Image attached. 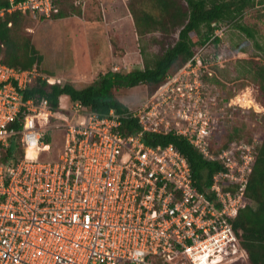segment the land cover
Segmentation results:
<instances>
[{"label": "built area", "instance_id": "built-area-1", "mask_svg": "<svg viewBox=\"0 0 264 264\" xmlns=\"http://www.w3.org/2000/svg\"><path fill=\"white\" fill-rule=\"evenodd\" d=\"M9 1L0 20L59 13L53 0ZM203 67L198 52L184 68ZM183 75L127 114L142 131L125 136V115L102 117L62 97L54 109L26 91L60 79L0 60V264H249L232 221L245 207L254 156L211 153V117L196 108L204 85ZM48 133L62 136L56 159ZM144 133L182 136L223 170L202 191L180 151L148 145Z\"/></svg>", "mask_w": 264, "mask_h": 264}, {"label": "rangeland", "instance_id": "rangeland-1", "mask_svg": "<svg viewBox=\"0 0 264 264\" xmlns=\"http://www.w3.org/2000/svg\"><path fill=\"white\" fill-rule=\"evenodd\" d=\"M56 3L66 17L28 15L24 31L41 58L40 73L60 79L62 85L68 83L80 89L109 71L127 73L144 69L145 60L153 63L178 38V33L168 28L140 36L130 0H57ZM255 3L241 22L253 31L255 38H248L235 24L218 26L199 51L204 67L177 72L173 68L170 76L184 73L182 78L188 83L194 85L197 77L203 83L204 87L197 86L202 101L196 108L209 112L212 143L216 147L235 144L238 160L241 152L237 149L249 150L254 156L264 138V106L256 101L259 97L264 103V93L259 91L255 79L258 66H264V0ZM247 91L251 92L253 102L242 100ZM151 92L150 87L141 85L117 89L115 95L133 112L151 101L155 95ZM191 106L194 107V99ZM55 140L50 142L54 145L51 156L56 159L64 145L61 139L54 143Z\"/></svg>", "mask_w": 264, "mask_h": 264}, {"label": "trees", "instance_id": "trees-1", "mask_svg": "<svg viewBox=\"0 0 264 264\" xmlns=\"http://www.w3.org/2000/svg\"><path fill=\"white\" fill-rule=\"evenodd\" d=\"M23 1L14 0L17 4ZM53 2L59 8L57 0ZM10 6L9 0H0V9ZM255 6V0H130L129 7L140 36L160 28H168L171 32L178 33L176 42L162 56L153 63L145 60L144 69L101 74L92 84L80 89L68 83L49 85L46 81L37 80L26 91V96L47 99L54 109L59 106L60 98L67 96L70 103H79L88 111L102 117L108 116L114 110L126 116L122 122L123 134H138L142 127L137 120L127 115L130 111L117 98L115 90L147 85L152 89L153 95L167 81L173 68L177 72L195 57L218 26L235 24L248 38H255L253 31L241 23L246 11ZM27 16L21 12L6 13L0 20V60L10 67L22 70L31 69L41 62L31 38L24 31ZM50 17L62 19L66 16L59 8V13ZM255 79L259 91L264 93V66H258ZM256 101L264 106L259 97ZM143 138L146 144L152 146L174 145L188 160L195 185L202 191L210 187L213 177L223 170L218 161L205 159L182 136L173 133H144ZM52 139V133L45 137V143L51 147L50 158L54 147L50 142ZM55 139L54 143L58 139L62 140V136L58 135ZM233 147L235 144L231 143L216 147L211 141L210 151L213 155H218ZM245 198V207L240 209L232 223L249 264H264V138L254 155Z\"/></svg>", "mask_w": 264, "mask_h": 264}, {"label": "bare ground", "instance_id": "bare-ground-1", "mask_svg": "<svg viewBox=\"0 0 264 264\" xmlns=\"http://www.w3.org/2000/svg\"><path fill=\"white\" fill-rule=\"evenodd\" d=\"M244 102H253V98L251 97V92L247 91L241 96Z\"/></svg>", "mask_w": 264, "mask_h": 264}, {"label": "crops", "instance_id": "crops-1", "mask_svg": "<svg viewBox=\"0 0 264 264\" xmlns=\"http://www.w3.org/2000/svg\"><path fill=\"white\" fill-rule=\"evenodd\" d=\"M67 98H68L67 96L62 97L63 100H65V99H67Z\"/></svg>", "mask_w": 264, "mask_h": 264}]
</instances>
